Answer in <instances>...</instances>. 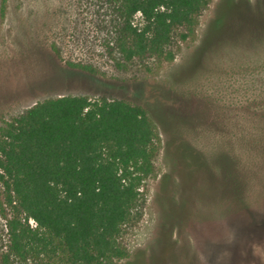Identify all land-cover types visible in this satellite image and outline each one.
Here are the masks:
<instances>
[{"label":"rangeland","instance_id":"obj_1","mask_svg":"<svg viewBox=\"0 0 264 264\" xmlns=\"http://www.w3.org/2000/svg\"><path fill=\"white\" fill-rule=\"evenodd\" d=\"M120 30L108 0H0V122L63 95L143 107L154 171L115 264H264V0H210L172 61L124 60Z\"/></svg>","mask_w":264,"mask_h":264},{"label":"trees","instance_id":"obj_2","mask_svg":"<svg viewBox=\"0 0 264 264\" xmlns=\"http://www.w3.org/2000/svg\"><path fill=\"white\" fill-rule=\"evenodd\" d=\"M121 21L124 60L172 61L175 31L194 36L210 0H108ZM139 14L141 23L135 24ZM155 127L124 100L63 95L0 122L1 264H115L143 181L153 173Z\"/></svg>","mask_w":264,"mask_h":264}]
</instances>
